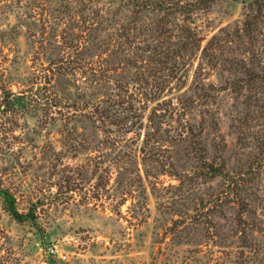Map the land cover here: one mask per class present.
<instances>
[{
    "label": "rangeland",
    "instance_id": "1",
    "mask_svg": "<svg viewBox=\"0 0 264 264\" xmlns=\"http://www.w3.org/2000/svg\"><path fill=\"white\" fill-rule=\"evenodd\" d=\"M0 264H264V0H0Z\"/></svg>",
    "mask_w": 264,
    "mask_h": 264
},
{
    "label": "trees",
    "instance_id": "2",
    "mask_svg": "<svg viewBox=\"0 0 264 264\" xmlns=\"http://www.w3.org/2000/svg\"><path fill=\"white\" fill-rule=\"evenodd\" d=\"M0 196L4 199L6 208L9 213L17 220H22L23 215L20 214L14 206V198L7 189L0 188Z\"/></svg>",
    "mask_w": 264,
    "mask_h": 264
}]
</instances>
